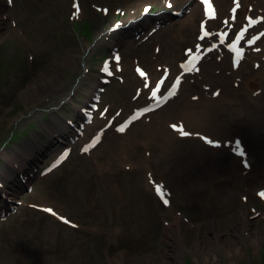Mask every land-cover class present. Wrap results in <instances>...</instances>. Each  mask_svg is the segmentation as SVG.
<instances>
[{"label":"rangeland","instance_id":"obj_1","mask_svg":"<svg viewBox=\"0 0 264 264\" xmlns=\"http://www.w3.org/2000/svg\"><path fill=\"white\" fill-rule=\"evenodd\" d=\"M80 1L85 13L80 19H92L95 39L107 19L95 5H106L112 10L117 6H132L138 0ZM177 2L172 10L182 9L191 2L183 17L188 18L185 22L188 30L204 24L207 13L193 0ZM231 5L229 3V9ZM72 9L71 0H13L12 5L0 0V63L6 68L0 71V159L4 164L9 159L3 157L2 152L11 155L14 151L20 155L23 150H29L26 153L32 157L41 151L49 133L42 128L46 122L42 117L48 116L51 122L46 125H49L58 117L64 121L76 116L64 111L65 107L70 105V110L74 111L75 105L82 106L99 76L95 62L101 50L95 60L82 57L81 46L88 43L73 38ZM254 16L259 17L260 12L256 10ZM180 21L163 25L149 36L148 32L139 41H131L132 36L117 41L114 47L123 58L116 66H121L123 61L122 71L128 78L124 84L114 80L107 86L103 99L106 109L113 113L124 106L130 111L131 106L127 105L136 87L130 79L135 82L139 79L136 64L159 75L160 65L167 64L177 70L185 63L196 35L190 30L185 34L187 30L175 28ZM214 24H217L213 26L216 30L223 27L220 21ZM77 30L80 31V24L74 26V31ZM82 32L88 33L87 25H83ZM20 49L24 54H20ZM214 65L222 70L219 64ZM89 68L92 72L86 73ZM211 72L203 71L205 75ZM221 76L230 81L223 72L216 78ZM212 84L208 78L195 83L188 80L182 95L160 115L161 119L165 121L172 116L187 100L186 96H196L197 92L206 95L226 88V82L217 80L212 89L207 90ZM117 91L121 92L120 98ZM150 120L149 123L140 121L124 137L107 132L109 137L90 155H80L82 143H77L72 158L53 174L41 176L40 171L56 152L49 157L45 154L34 158L28 167L34 166L35 170L23 175V181L18 172H14V181L6 194L13 199L0 197V261L8 258L13 264H107L108 260L122 255L128 264H166L161 262L163 249L172 247L173 251L181 252L183 259L179 264H264V196L260 195L264 193V168L261 172L255 170L241 175L235 170L242 169L240 159L237 167L233 166L235 161L228 158L226 172L217 171L212 162L202 165L198 158L205 157L199 155L200 145L195 147L190 142L182 151L174 149L180 152L176 160L157 152L156 157L162 158L151 163V147H145L142 141L136 148L132 147L141 129L155 123L156 119ZM34 123L39 131L45 132L41 138L33 129L24 133ZM53 128L58 129L55 124ZM150 138L148 136L146 141L152 143ZM32 139L36 142L31 144ZM109 146H112L110 150ZM263 155L264 143L258 151L259 157ZM122 160L128 162L121 163ZM215 160L219 161L217 157ZM146 172L150 179L166 181L164 183L175 189L177 195L186 188L200 195L208 192L203 196L206 199L198 197L193 203L189 200V204L178 200L177 196V208L180 203L185 206L181 224L184 237H179L177 230L171 227L173 217L168 211H162L155 219L143 209L148 205L160 208L152 186L146 181ZM78 178L86 182L85 188H79L75 181ZM209 186L212 190H208ZM119 192L125 193L119 196ZM242 203L246 206L248 220L239 219ZM11 205H14L13 211ZM32 205L34 208L30 207ZM40 205L57 208L68 216L71 228ZM167 232L173 243L164 242L163 235Z\"/></svg>","mask_w":264,"mask_h":264},{"label":"bare ground","instance_id":"obj_2","mask_svg":"<svg viewBox=\"0 0 264 264\" xmlns=\"http://www.w3.org/2000/svg\"><path fill=\"white\" fill-rule=\"evenodd\" d=\"M205 1H206V5H210L211 8H213L212 0H205ZM167 3L170 4V0H167ZM238 4H241V2H238ZM245 4L246 5H244L243 9L242 8L241 9L243 11V14L250 19V13L252 12V8L250 5H248L249 3L245 2ZM132 12L134 13L135 10H133ZM141 17L143 18V20L138 25H136V27L141 25L139 30H138L139 32L141 29L149 27V25L146 22V16L141 15ZM130 29H131V26H128L124 30V31H126L125 33H128V30H130ZM252 78L253 79L249 81V87H247V88L248 89L250 88V91H252V92L259 90V89H263L262 90L263 94H261L262 95L261 104L264 106V69L261 71V73L258 76L252 77ZM97 86H100V83L98 85H95V87H97ZM232 100L233 99H230L229 97H225L222 94H218V95L215 94V96L212 99L199 100L197 107L194 109H192L191 106H188V109L190 110V112H187L186 107H182L178 111V112H181L184 116L177 115V116H179V119H182L181 122L177 126L181 129L182 128H188V130H190L192 133H197V134H205L206 132H208L206 134L207 135L206 139H200V140L193 139L191 141H188V140L187 141H181V139H179V137L174 135L173 132L171 131V130H175L174 129V122L173 123L171 122L168 124V127L171 124L169 127L170 130L168 129V131H166L163 128H160L159 125H158V127L156 125H154V127H152L151 129L140 132L139 136L140 137L150 136L151 137L150 139H152V143H149V145L152 148L153 147L157 148V150H159L161 152L170 150L171 152H173V159L176 158L177 152H178L176 150H172V149L176 148L174 146L177 145V142L181 146L184 144H187L189 142H190L189 144L198 145V146L201 145L202 148L199 146V152L202 155H204V151L210 150V149H205V147L209 148L205 144L206 140L209 142H213L215 140H218V137H221V136H225V135L226 136H235V133L232 131V127H236L237 132H239L241 130L243 125L241 124L240 121H237V124L231 125L232 121L228 118L230 109L227 108V104L231 103ZM256 115H257V127H250L249 126L250 132L248 135H250L251 138H253L255 143H259L261 140L263 141V137L260 135L259 131L264 130V122H263L264 118L262 116L261 111L256 112ZM56 119L57 120L53 122L56 125V127H58V129H60V128L64 129V127H63L64 126V121H63L64 118H62L60 120L58 117ZM156 120H157V122H156L157 124L162 125L161 119L158 120L156 118ZM49 122H51V121H49L47 119V121L44 123V125L42 127V128H44V130H46V129L51 130L54 127L53 123L46 125ZM36 132L40 134L39 135L40 138L43 135H45V132H43L42 129L40 131H36ZM34 142H36V140L32 139L31 144ZM26 146H29V144L26 143ZM111 148H112V146L108 147L109 150ZM212 149L213 150H211L212 151L211 153L208 152V153H210L209 158L211 157L209 160V163L214 162L213 161L214 157H218L221 161L226 160V151H223L219 147V145H216ZM2 154L4 157H7L9 159L12 158L13 156L14 157L18 156V155H15L14 153H11V155H10L8 153L2 152ZM154 155L155 154H153V157H154ZM153 157L151 158V160L153 159ZM201 160H202V158H201ZM214 164H215V162H214ZM12 166L13 167L11 168V171L0 170V184L5 185V189L8 187V186L6 187V185L8 183L12 182L13 172H15L17 169V166L14 165V163H12ZM19 167H20V165H19ZM24 169H26V168H24ZM222 170H226V167ZM240 180H242V179H240ZM75 181H77L80 184L79 188L86 187V183L84 181H80L78 179H75ZM2 192H4V189L2 190ZM198 195H199V192L196 190H193L190 192L181 191L179 193L180 198L178 197V200L180 199L182 202H184V203L186 202V204H189V200L193 201ZM171 200H173V198H171ZM139 203H141V200ZM174 206H175V204H173V202H171L169 208L173 209ZM241 206H242L243 210L240 212L239 219L240 220H248V219H246L247 213H245V210H244V207H246V206L244 205V203H242ZM143 209H146V207H144ZM147 211H148V209H147ZM139 215H141V213ZM134 217L135 216L132 213V218L134 219ZM170 223H172L171 227L172 228L174 227L173 230H177L178 236L184 237L185 231L182 232V230H184V227L181 225L180 220L177 217L173 216V220ZM163 236L166 238L164 241L165 243H167L168 241H169V243H173L172 238L169 239V237H168V236H170V234H168V232L166 233V235L164 234ZM169 243H167V244H169ZM167 244H166V246H167ZM170 248H171V250H168L166 248L163 249V252L161 255V260H162L161 262H164L166 264H179L178 262H182L181 252L173 251L172 247H170ZM197 252H198V249H197ZM124 259L125 258L122 255L117 256V257H114V258L108 260L107 264H128L127 262H125L126 259L125 260ZM0 264H6V263H0Z\"/></svg>","mask_w":264,"mask_h":264},{"label":"snow or ice","instance_id":"obj_3","mask_svg":"<svg viewBox=\"0 0 264 264\" xmlns=\"http://www.w3.org/2000/svg\"><path fill=\"white\" fill-rule=\"evenodd\" d=\"M9 3H11V0H9ZM169 7H171V5H169ZM77 11H78V9H77ZM144 11L147 13V12H148V9L146 8ZM233 12H235V9H233ZM257 51H259V49H257ZM119 59H120L119 57H116V60H117V61H119ZM105 71H106V72H108V69H107V68H105ZM108 74H109V75H111L112 73H111V72H108ZM141 75H143V73H141ZM217 95H218V93H217ZM118 131H120V132H123V131H124V128H119V129H118ZM182 135H183V136H185V137H187V136H189V135H190V133H189V132H187V131H182ZM96 139L98 140V139H99V137H97ZM206 142H209V141H207V140H206ZM93 143H95V141H94ZM84 151H85V152H87V151H88V149H87V148H85V149H84ZM65 155H67V154H65ZM245 166L247 167V165H245ZM156 191H157V192H159V191H160V189H159V188H157V189H156ZM260 195H261V196H264V193H261ZM165 203H167V201H165ZM45 211H47V212H52V210H51V209H45ZM52 214H53V215H56V213H55V212H52ZM64 223H65V224H67V223H68V221H67V220H64ZM73 227H76V226H75V225H73Z\"/></svg>","mask_w":264,"mask_h":264}]
</instances>
